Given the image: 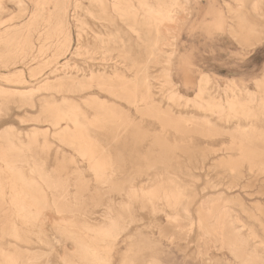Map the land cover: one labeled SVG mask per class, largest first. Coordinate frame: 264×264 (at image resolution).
<instances>
[{
  "label": "rangeland",
  "instance_id": "obj_1",
  "mask_svg": "<svg viewBox=\"0 0 264 264\" xmlns=\"http://www.w3.org/2000/svg\"><path fill=\"white\" fill-rule=\"evenodd\" d=\"M140 1L0 0V264L264 262V0Z\"/></svg>",
  "mask_w": 264,
  "mask_h": 264
},
{
  "label": "bare ground",
  "instance_id": "obj_2",
  "mask_svg": "<svg viewBox=\"0 0 264 264\" xmlns=\"http://www.w3.org/2000/svg\"><path fill=\"white\" fill-rule=\"evenodd\" d=\"M238 3L241 2L242 0H236ZM141 2V1H140ZM212 2V1H211ZM142 3V2H141ZM158 5L157 6H153L151 4H149L148 2L144 1L142 4V6L146 7V12L149 14L150 18L153 19L154 23H155V27H156V31L158 33L157 38L156 39H160V37H164L165 39L167 38V35L172 34L173 36H175V34L177 33V29L181 27V25L183 24V22L188 18L187 15L191 12L189 9L190 7V2L189 0H158L157 1ZM19 5V4H18ZM149 19V18H148ZM122 20V19H121ZM152 21V20H150ZM236 22V21H235ZM143 23V22H142ZM154 27V28H155ZM134 30V29H133ZM132 31V30H131ZM155 31V32H156ZM156 35V33L154 34V36ZM140 38V37H139ZM155 39V40H156ZM139 40V39H138ZM162 40V39H161ZM160 40V41H161ZM159 42V41H158ZM167 42V41H166ZM162 43V42H161ZM157 44V43H156ZM155 45V44H154ZM158 47V45H157ZM148 50V49H147ZM150 55V54H149ZM153 56V55H152ZM149 57V56H148ZM168 62V61H167ZM146 66V65H145ZM182 68V67H181ZM145 73V72H144ZM146 75V74H145ZM73 78V77H72ZM147 78V76H146ZM104 79V78H103ZM144 80V79H143ZM45 81V80H44ZM43 81V82H44ZM80 81V80H79ZM87 81V80H86ZM145 81V80H144ZM209 82H210V76L208 74H202L198 83V91L195 94L196 96H201L205 93L209 92ZM82 83V82H81ZM84 83V82H83ZM190 83V82H189ZM230 83L232 84V86L234 88H236L237 90L241 91V88L238 87V85L233 81H230ZM59 85V84H58ZM124 85V84H123ZM136 85V84H135ZM145 85V84H144ZM143 85V86H144ZM187 85V84H186ZM146 86V85H145ZM231 86V87H232ZM150 87V86H149ZM3 88V87H2ZM36 88V87H35ZM145 88V87H144ZM151 89V88H150ZM31 90V88H30ZM29 90V91H30ZM129 90V89H128ZM1 91V90H0ZM33 91V90H32ZM144 91V90H143ZM231 91V90H230ZM3 92V91H2ZM28 92V91H27ZM39 92V91H38ZM139 92V91H137ZM238 92V91H237ZM127 93V92H126ZM24 94V93H23ZM28 94V93H27ZM147 94V93H146ZM150 94V93H149ZM240 94V92H239ZM253 94V93H252ZM14 95V94H13ZM17 95V94H16ZM129 95V94H128ZM209 95V94H208ZM235 96V95H234ZM147 97V96H146ZM150 97V95H149ZM211 97V96H210ZM228 97V96H227ZM231 97V96H230ZM238 97V96H237ZM24 98V97H23ZM52 98V97H51ZM119 98V97H118ZM126 98V97H125ZM129 98V97H128ZM212 98V97H211ZM229 98V97H228ZM238 99V98H237ZM21 100V99H20ZM31 100V99H30ZM131 100V99H130ZM138 100V99H137ZM212 100V99H210ZM242 100V99H240ZM239 100V101H240ZM134 101V100H133ZM149 101V100H148ZM228 101V100H227ZM238 100H234V101H230L229 103L230 105L234 108L239 110V108L241 107L240 105H242V103H240ZM63 102V101H62ZM143 102V101H142ZM245 103V102H243ZM33 104V103H32ZM46 104V103H45ZM63 104V103H62ZM130 104V103H129ZM213 105L214 106V102L213 101H209L208 105ZM264 104V103H263ZM72 105V104H71ZM78 105V104H77ZM207 105V104H206ZM51 106V105H50ZM49 106V107H50ZM70 106V105H69ZM244 106V105H242ZM71 107V106H70ZM136 107V106H135ZM249 107V106H248ZM211 108V107H210ZM243 108V107H242ZM241 108V109H242ZM245 108V106H244ZM231 109V108H230ZM58 110V109H57ZM49 111V110H48ZM236 113V112H235ZM239 113V111H238ZM241 114V111L240 113ZM55 116V114H54ZM248 117V116H247ZM204 118V117H203ZM237 118V117H236ZM247 119V118H246ZM255 119V118H254ZM55 120V119H54ZM86 121V120H85ZM255 122V121H254ZM248 123V122H247ZM263 123V122H262ZM238 128V126H237ZM10 129V128H8ZM212 129V127H211ZM236 129V127H235ZM257 129V128H256ZM12 132V131H10ZM10 132H7L8 134ZM92 133V132H91ZM11 134V133H10ZM13 134V133H12ZM11 134V136L13 137V135ZM94 136V135H93ZM1 138V137H0ZM12 139V138H11ZM62 139V138H61ZM13 140V139H12ZM10 141V140H9ZM12 145L15 148H20V144L19 142H11ZM258 159V158H257ZM114 169V168H113ZM174 175V174H173ZM24 180L26 182H32L34 180V175L30 172L28 173L26 176H24ZM173 182V179H172ZM179 185V184H178ZM177 188V187H176ZM179 188V187H178ZM131 190V189H130ZM174 191V190H173ZM183 191V190H182ZM137 192V191H136ZM143 192V191H142ZM151 192V191H150ZM149 192V193H150ZM153 192V191H152ZM130 193V191H129ZM135 193V192H134ZM148 193V192H147ZM129 199V198H128ZM230 201V200H228ZM53 203V202H52ZM128 203V202H127ZM126 201L124 200H120V202L118 203V206L121 209H125L126 205H127ZM226 203V202H225ZM54 205V204H53ZM184 208V206H183ZM113 211V207L111 205H108L105 211V216L106 218L109 220V222H104V223H96L94 221H88L85 224V227L87 229L93 230L97 233L100 234H110L112 232V229L116 228L119 225V218H112L110 217V213ZM46 212V211H45ZM55 213L56 215H58V213H60V210L57 208L55 209ZM54 213V214H55ZM188 214V213H187ZM186 214V215H187ZM236 214V213H234ZM121 217V215H120ZM237 217V216H236ZM63 220V219H62ZM240 220L238 218L235 219V222H239ZM53 222V221H52ZM26 223V222H25ZM70 223V222H69ZM242 225V224H241ZM56 226V225H55ZM58 228V227H57ZM9 230V229H8ZM59 230V229H58ZM5 231V230H4ZM70 231V230H69ZM68 232V231H67ZM69 233V232H68ZM207 234H209V232H206ZM71 234V233H70ZM28 238V237H27ZM237 236H236V241L234 242H229L228 246L231 248V250H236L237 249V242L239 243V240H237ZM57 240V239H56ZM261 240V239H260ZM31 241V240H30ZM96 243L100 240H95ZM217 241V240H216ZM78 242V241H77ZM82 242V241H81ZM16 248V247H15ZM20 248V247H19ZM2 249V248H0ZM4 254V253H3ZM6 255V254H5ZM15 256V255H14ZM3 257V256H2ZM5 257V256H4ZM8 257V256H7ZM249 258V257H248ZM91 259V258H90ZM10 260V259H9ZM8 260V261H9ZM249 260V259H248ZM37 261V260H36ZM245 261V260H244ZM250 261H252L250 259ZM10 262V261H9ZM13 262V260H12ZM7 263V262H6ZM46 264H49V260H47ZM250 264V263H249ZM261 264H264L261 263Z\"/></svg>",
  "mask_w": 264,
  "mask_h": 264
},
{
  "label": "crops",
  "instance_id": "obj_3",
  "mask_svg": "<svg viewBox=\"0 0 264 264\" xmlns=\"http://www.w3.org/2000/svg\"><path fill=\"white\" fill-rule=\"evenodd\" d=\"M198 0H195V2H197ZM212 1V2H211ZM233 2H236L238 3L236 0H232ZM261 0H253V3L255 6H257V4L260 2ZM222 2H224L225 4L223 5V7H221V4H223ZM220 1V0H206V4L208 5V7L210 9H213V11L216 12V16L219 17V19L223 22H225V18H226V10L225 8H227L229 10L230 7V3L228 1ZM226 6V7H225ZM192 10V9H191ZM181 74L183 75L184 77V80L183 82L187 85H190L192 82H193V77L190 73V68H188L187 66H183L181 68ZM202 74H207V73H202ZM201 74V75H202ZM190 82V83H189Z\"/></svg>",
  "mask_w": 264,
  "mask_h": 264
}]
</instances>
